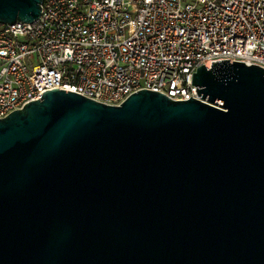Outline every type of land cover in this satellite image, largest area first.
Masks as SVG:
<instances>
[{"label":"water","instance_id":"obj_1","mask_svg":"<svg viewBox=\"0 0 264 264\" xmlns=\"http://www.w3.org/2000/svg\"><path fill=\"white\" fill-rule=\"evenodd\" d=\"M42 0H0V23ZM199 97L45 89L0 117V264H264V67L192 72Z\"/></svg>","mask_w":264,"mask_h":264},{"label":"built area","instance_id":"obj_2","mask_svg":"<svg viewBox=\"0 0 264 264\" xmlns=\"http://www.w3.org/2000/svg\"><path fill=\"white\" fill-rule=\"evenodd\" d=\"M223 58L264 67V0H42L33 21L0 23V117L54 87L198 98L192 72Z\"/></svg>","mask_w":264,"mask_h":264}]
</instances>
